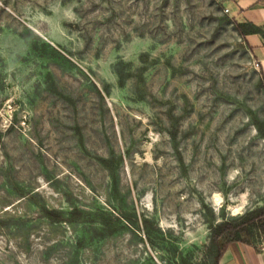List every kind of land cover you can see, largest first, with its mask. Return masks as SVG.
I'll use <instances>...</instances> for the list:
<instances>
[{"label": "rangeland", "instance_id": "rangeland-1", "mask_svg": "<svg viewBox=\"0 0 264 264\" xmlns=\"http://www.w3.org/2000/svg\"><path fill=\"white\" fill-rule=\"evenodd\" d=\"M222 2L0 0V264H215L264 208L262 75Z\"/></svg>", "mask_w": 264, "mask_h": 264}, {"label": "crops", "instance_id": "crops-1", "mask_svg": "<svg viewBox=\"0 0 264 264\" xmlns=\"http://www.w3.org/2000/svg\"><path fill=\"white\" fill-rule=\"evenodd\" d=\"M222 3L236 22L252 24L264 30V0H223ZM240 37L257 62L264 79V33H247ZM219 264H264V243L256 246L234 242L226 249Z\"/></svg>", "mask_w": 264, "mask_h": 264}, {"label": "trees", "instance_id": "trees-1", "mask_svg": "<svg viewBox=\"0 0 264 264\" xmlns=\"http://www.w3.org/2000/svg\"><path fill=\"white\" fill-rule=\"evenodd\" d=\"M234 25L236 27V30L238 33L243 37L247 33H257L261 32L264 33L263 28L257 27L252 24H242L238 22H234ZM262 83L264 85V79L262 77ZM3 214L2 216H4ZM2 222V218H0V223ZM255 225L259 228V230L262 231L263 239H264V208H259L256 210H253L252 212L248 213L245 220L241 222H225L218 226L217 231L214 235V240L222 239L223 242L219 246L216 257H215V264H219V261L221 257L223 256L226 249L229 247L230 244L234 242H243L248 243L240 237L239 233L241 229L247 224ZM8 225V224H5Z\"/></svg>", "mask_w": 264, "mask_h": 264}, {"label": "bare ground", "instance_id": "bare-ground-1", "mask_svg": "<svg viewBox=\"0 0 264 264\" xmlns=\"http://www.w3.org/2000/svg\"><path fill=\"white\" fill-rule=\"evenodd\" d=\"M241 209V206L234 208V211L237 212Z\"/></svg>", "mask_w": 264, "mask_h": 264}, {"label": "built area", "instance_id": "built-area-1", "mask_svg": "<svg viewBox=\"0 0 264 264\" xmlns=\"http://www.w3.org/2000/svg\"><path fill=\"white\" fill-rule=\"evenodd\" d=\"M225 11H226V13H228V12H229V10H228L227 8H225Z\"/></svg>", "mask_w": 264, "mask_h": 264}]
</instances>
